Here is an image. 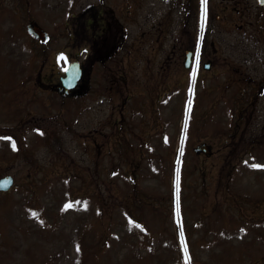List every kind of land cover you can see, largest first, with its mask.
Instances as JSON below:
<instances>
[{"label":"rangeland","instance_id":"obj_1","mask_svg":"<svg viewBox=\"0 0 264 264\" xmlns=\"http://www.w3.org/2000/svg\"><path fill=\"white\" fill-rule=\"evenodd\" d=\"M94 8L126 27L111 59L74 27ZM184 17V0H0V264H264V95L190 101ZM73 53L86 89L64 96L49 85Z\"/></svg>","mask_w":264,"mask_h":264},{"label":"flooded vegetation","instance_id":"obj_2","mask_svg":"<svg viewBox=\"0 0 264 264\" xmlns=\"http://www.w3.org/2000/svg\"><path fill=\"white\" fill-rule=\"evenodd\" d=\"M184 3L183 48L179 58L186 71L189 100L195 97L201 102L210 100L216 104L218 101L214 100H226L225 96L229 95L236 98L229 103L247 105L263 96L264 0H184ZM126 10L122 12L125 17ZM91 13L93 15L89 12L86 16L89 27L99 22L90 24L97 18L94 12ZM82 17L83 13L76 16L74 27H83L80 25ZM101 21L104 25L100 26L99 39H92L85 51L90 54L99 51L103 59H111L126 45V27L121 20H118L120 24L115 19ZM95 32L96 28H93ZM88 34V37L93 35ZM176 37L173 38L172 53L179 41ZM84 81L70 95L83 94Z\"/></svg>","mask_w":264,"mask_h":264},{"label":"water","instance_id":"obj_3","mask_svg":"<svg viewBox=\"0 0 264 264\" xmlns=\"http://www.w3.org/2000/svg\"><path fill=\"white\" fill-rule=\"evenodd\" d=\"M27 31L34 37L39 38L41 42L47 40V33L35 22L30 21L26 25ZM81 76V69L77 63L67 65L65 68V76L62 77L61 84L54 85L53 88L57 91H63L68 94L79 80ZM196 153H210V149L206 144H201L194 148ZM13 184V177L11 175H5L0 178V191L8 190Z\"/></svg>","mask_w":264,"mask_h":264},{"label":"trees","instance_id":"obj_4","mask_svg":"<svg viewBox=\"0 0 264 264\" xmlns=\"http://www.w3.org/2000/svg\"><path fill=\"white\" fill-rule=\"evenodd\" d=\"M176 173H175V175L176 176H178V178H180V175L182 176V175H184V173L181 171V174L180 175H178V168H179V166H180V162H179V159H178V161H177V164H176ZM231 171H233V169H231ZM227 174H229V171H227L226 172ZM174 188H176V193H175V195H174V192L172 193V201H173V203L175 204V212L176 211H178V212H180V207H179V203H180V192L178 191V186L176 185V182H174ZM35 198H37V197H35ZM73 198H71V196L70 197H68V200L67 201H70V200H72ZM174 199V200H173ZM33 207V206H32ZM98 211H100V209L98 208L97 209ZM14 211H15V204H14V206H13V208H12V214L14 213ZM39 211L40 212H42L41 211V209H39ZM43 224L45 225V224H47V220H46V218H43ZM89 229V227L87 226L86 227V230H88ZM185 258H187V253H186V255H185ZM178 260H181L180 258H178ZM50 263H52V262H50Z\"/></svg>","mask_w":264,"mask_h":264},{"label":"snow or ice","instance_id":"obj_5","mask_svg":"<svg viewBox=\"0 0 264 264\" xmlns=\"http://www.w3.org/2000/svg\"><path fill=\"white\" fill-rule=\"evenodd\" d=\"M202 2H203V0H202ZM255 167H264V165H254ZM185 251H186V249H185Z\"/></svg>","mask_w":264,"mask_h":264}]
</instances>
